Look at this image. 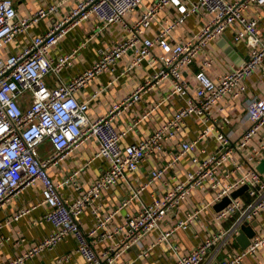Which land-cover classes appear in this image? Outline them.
I'll return each mask as SVG.
<instances>
[{
  "label": "built area",
  "instance_id": "obj_1",
  "mask_svg": "<svg viewBox=\"0 0 264 264\" xmlns=\"http://www.w3.org/2000/svg\"><path fill=\"white\" fill-rule=\"evenodd\" d=\"M144 2L51 0L28 14H19L15 0H0V210L25 189L39 185V204L47 208L41 220L53 226V231L3 264H24L56 248L68 236L77 240L76 253L83 264H115L133 247L141 251L137 258L120 264H136L158 248H166L168 264H202L210 250L211 256H217L236 241L243 226L264 212V171L258 170L264 160V94L243 98L248 92L247 80L264 66V38L257 15L264 0H152L142 7ZM169 10L175 14L150 36L159 13ZM192 17L201 21L200 28L175 39V31ZM46 19L53 21L50 27L34 34L31 28ZM90 19L97 21L99 32L117 26L127 35L101 48L88 68L61 79L60 73L73 65L80 47L57 56L52 50L72 29ZM227 33L232 44L246 43L248 59L229 64L214 78L210 70L217 59L209 49ZM21 34L28 35L27 41L19 51L8 52L7 47ZM128 57L129 70L147 62L154 68L152 74L105 114L91 119L89 101L80 100L79 93ZM197 61L190 79L187 72ZM52 75L57 79L49 84L47 78ZM165 80L180 106L147 136L123 143L126 132L117 128V120L145 92ZM259 80L264 86V80ZM239 102L244 114L238 120L242 129L237 132L234 120ZM148 113L134 118V124ZM187 129L190 135H184ZM90 140L97 144L92 160L104 162L98 177L85 184L73 172L56 183L51 169ZM167 151L170 159L165 165L153 167L146 180L130 184L121 200L105 206L106 193L123 180L129 181L128 176L137 173L145 161ZM185 158L189 168L182 170ZM158 182H162L163 192L145 200L144 193ZM244 186L241 195L232 197ZM62 187H72L74 195H63ZM195 192L208 199L192 206ZM225 198L228 203L212 215L214 227L202 220L206 210ZM182 204L191 207L183 218L169 224L167 217ZM30 211L21 209L11 220ZM86 211L92 217L89 229L83 225ZM122 212L123 220L116 223ZM196 222L206 237L190 250H181L175 234ZM146 237L152 239L148 245L143 244ZM103 241L111 243L98 250ZM262 246L264 231L255 229L250 244L230 253L224 264H239ZM70 258L69 254L58 261Z\"/></svg>",
  "mask_w": 264,
  "mask_h": 264
},
{
  "label": "crops",
  "instance_id": "obj_2",
  "mask_svg": "<svg viewBox=\"0 0 264 264\" xmlns=\"http://www.w3.org/2000/svg\"><path fill=\"white\" fill-rule=\"evenodd\" d=\"M51 0H15V5L19 14H28L40 6L46 5ZM152 0H146L142 7L151 3ZM68 8H64V11ZM175 14L169 10V13L162 11L159 13L157 20L152 24L149 31L150 36H154L160 28L161 24L169 17ZM259 16V33L264 38V8L257 14ZM52 20L46 19L37 23L31 28L34 34L44 33L52 24ZM200 23L197 17L190 18L185 26L179 28L173 34L175 39L179 37L189 36L192 32L200 28ZM127 33L120 27H110L108 30L99 32L97 21L90 19L81 23L79 26L72 29L52 50V55L57 56L66 53L73 48L80 47L73 65L66 68L60 73L61 79H69L70 77L82 72L88 68L98 57L99 50L110 42H116L122 39ZM28 35L21 34L17 41L7 47L8 52L19 51L23 44L27 41ZM231 36L227 33L226 37L220 38L210 46V53L216 57V63L210 70L212 77L216 78L223 73L229 64H239L248 59V48L245 42L232 44ZM157 51V50H156ZM8 55L4 52V56ZM130 57L118 62L116 66L107 72L100 74L91 84L82 90L78 98L80 100L89 101L88 116L91 119H96L98 116L105 114L109 108L118 102L123 96L130 93L140 82L147 79L153 72V69L147 62H143L139 67L129 70ZM197 61L187 72L188 78L191 79L193 72L197 69ZM261 77L264 80V66L261 68L258 75H254L247 80L248 92L243 98H252L264 94V86L259 80ZM55 76H49L47 81L53 84ZM194 84V81H191ZM93 97V94L96 93ZM241 102L236 104L237 117L234 120V129L240 132L242 129L241 123L238 121L244 110L240 108ZM180 106V100L170 94V83L165 80L153 90L145 92L140 102L126 110V112L117 120V128L126 132L123 143H130L136 139L147 136L161 122L171 116V114ZM149 112L145 118H142L136 125L134 118H137ZM184 135H190L189 129L184 132ZM209 146V144H208ZM97 151V144L94 140H90L86 145L81 147L68 159L64 160L55 168L51 169V177L56 183H62L64 179L73 172L79 174L80 180L85 184L90 183L98 177L104 162L101 160H92L94 153ZM170 157L168 151L160 156H154L145 161L141 165L137 173L133 176H128L129 181H124L116 185L110 192L103 197L105 206H110L123 198L130 188V184L137 185L143 182L148 177L150 170L159 165H165ZM183 169L189 168L188 159L181 161ZM181 170V171H182ZM170 174V173H169ZM63 195L72 197V187H62ZM163 192L162 182H158L148 189L143 197L145 200H150L153 195H160ZM208 199V195L195 192L191 197L192 206H197L202 200ZM243 199L249 201L248 196L244 195ZM41 201L40 186L35 185L32 188H27L15 197L9 204L0 210V264L5 263L11 257L15 256L27 248L31 243L38 241L44 235L53 231V226L41 218L46 214L47 208L40 205ZM190 204L180 205L175 212L167 217L170 223L176 222L179 218H183L187 210L190 209ZM29 208L31 211L18 220H11L21 209ZM216 207L213 206L210 210H206V214L202 220L208 221L211 226L212 215L216 212ZM123 212L115 219L118 223L122 219ZM11 220V221H10ZM41 220V221H40ZM8 222V223H7ZM256 231H264V212L257 217ZM92 217L88 211L83 215V225L85 229L92 226ZM228 225V223H224ZM214 227V226H213ZM206 237V232L201 228L200 222L194 223L186 230H179L175 234V242L181 250L187 251L199 244ZM151 237H146L143 241L144 245L151 242ZM110 241H103L97 246L98 250H103L110 245ZM77 240L73 236H68L52 250H47L41 255L32 258L24 264H83V258L76 253ZM242 249L240 244L235 241L230 244V250L219 253L217 256H211L212 250L207 253L202 264H224L230 253H234ZM166 248L154 249L150 252L148 258L137 259L136 264H168V252ZM140 249L133 247L120 258L116 259L115 264H120L129 259H136L140 253ZM71 256L70 260L59 263V259L63 256ZM167 254V255H166ZM168 256V257H167ZM239 264H264V246L260 247L256 254L248 255Z\"/></svg>",
  "mask_w": 264,
  "mask_h": 264
},
{
  "label": "water",
  "instance_id": "obj_3",
  "mask_svg": "<svg viewBox=\"0 0 264 264\" xmlns=\"http://www.w3.org/2000/svg\"><path fill=\"white\" fill-rule=\"evenodd\" d=\"M258 170L259 171H264V160L259 164L258 166ZM246 189V186L240 188L237 191H234L232 193V197H237L239 195H241ZM228 198H225L222 202L218 203L215 207L216 210L221 209L222 207H224L227 203H228ZM256 222H253L250 225H245L242 227L239 235L236 237V241L240 244V246L242 248H246L251 241V238L253 237V235L255 234V227H256Z\"/></svg>",
  "mask_w": 264,
  "mask_h": 264
},
{
  "label": "rangeland",
  "instance_id": "obj_4",
  "mask_svg": "<svg viewBox=\"0 0 264 264\" xmlns=\"http://www.w3.org/2000/svg\"><path fill=\"white\" fill-rule=\"evenodd\" d=\"M229 250H230V244L228 246H226L221 253H224V251H229Z\"/></svg>",
  "mask_w": 264,
  "mask_h": 264
}]
</instances>
